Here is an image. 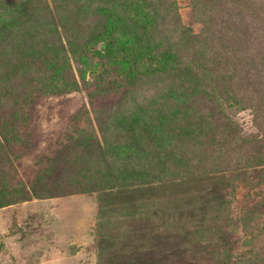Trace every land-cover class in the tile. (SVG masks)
<instances>
[{
  "label": "rangeland",
  "instance_id": "obj_1",
  "mask_svg": "<svg viewBox=\"0 0 264 264\" xmlns=\"http://www.w3.org/2000/svg\"><path fill=\"white\" fill-rule=\"evenodd\" d=\"M6 1L16 7L6 14L0 10V68L11 63L18 67L10 87H19V92L7 103L0 99V196L4 200L15 196L0 206V264H96L103 238L95 230L97 202L94 192H73L69 187L77 180L76 167L92 156L115 164L113 172L126 168L125 182L138 168L142 175L132 182L150 185L149 172L160 178L158 171L167 169L166 152L177 165L205 156L219 136L213 123L196 126L205 121L209 109L199 112V103L190 101L213 81L202 55L211 61L226 56L227 42L217 29L219 15L212 24L211 15L196 18L195 0H146L162 31L186 51L179 50L184 55L176 65L124 77L108 57L92 55L81 62L72 55L97 34L93 14L81 12L78 6L64 8L71 0ZM206 4L212 9L217 2ZM253 7L247 11L236 7L242 18L223 24L230 25L229 33L244 47L245 53H239L249 85L244 88L264 97V15ZM181 26L192 32L183 42H179ZM57 48L64 49L67 58ZM52 55L60 56L59 71L48 67L50 60L42 66L43 58ZM61 79L68 89H47L48 82ZM255 108L258 111L247 109L234 116L248 139L256 140L250 144L252 159L244 157L242 166L233 169L231 185L211 182L205 192L186 198L190 208L168 211L176 216L183 213L187 224L191 212H200L201 205L213 198L229 202L236 229L229 240L234 258L242 259V264H264V105ZM144 118L151 119L150 128L158 137L159 149L153 153L140 152L134 134L138 120ZM185 118L190 127L184 126ZM24 142L30 146L22 152ZM218 172L230 178L225 168ZM136 233L138 242V229ZM156 246L143 262L138 261V252L126 260L118 255L115 262L231 264L219 250L186 235L169 233Z\"/></svg>",
  "mask_w": 264,
  "mask_h": 264
},
{
  "label": "trees",
  "instance_id": "obj_2",
  "mask_svg": "<svg viewBox=\"0 0 264 264\" xmlns=\"http://www.w3.org/2000/svg\"><path fill=\"white\" fill-rule=\"evenodd\" d=\"M71 2L72 4H65L64 8L73 10L78 6L81 12L88 11L96 18L94 30L97 34L95 33L91 40L85 41L76 52L72 51L77 61L82 62L92 55L108 57L119 67L117 74L120 73L125 77L127 73L133 77L150 73L153 69L161 70L165 66L176 65L184 55L179 51L184 49H179L172 42L168 32H165V29L162 31L159 22L153 18L146 0H71ZM216 2L212 9L207 6V0H195L192 4L196 18L200 20L211 15V22L215 24L218 21L215 14L219 15L217 29L226 39V56L211 61L202 55L203 65L211 72L213 81L207 85L206 91L190 102L197 101L198 108H201L198 109L199 112L203 111L204 114V110L209 109L205 121L198 119L197 121L200 122L196 123V126L201 128L207 123H213L216 134L219 136L217 143H212L211 149L207 152L208 155L205 153L204 157L188 165H177L172 160L171 154L166 152L168 154L167 169L163 172L158 171L160 178L157 177L158 174L149 172L150 185L132 182L137 175H142L138 168L132 170L133 176L125 182L126 174L129 173L126 168L113 172L115 164L94 158L91 153V157L80 162L75 171L77 180L69 187L73 192H94L97 202L95 230L100 237L103 235L100 241L101 249L97 251L96 264H116L115 257L121 255L126 260L133 252H138V261L143 262L150 257V252L156 249L157 242L164 240L169 233L186 235L219 250L227 262L242 264V259L234 258L231 246L233 241L229 240V237L236 233L235 222L230 217L232 213L229 202L218 197L213 198L208 205H201L200 212H191L187 224L182 219L183 213L176 216L168 212L171 208H179V210L190 208L192 205L185 202L186 198L198 192H205L211 182L230 186L234 181L232 175L235 170L233 169L237 170V166H242L241 161L244 157L245 161H250L254 153L250 144L256 140V137L248 139L249 135L242 131L234 116L237 112L247 109L258 111L255 107L258 104L264 105L262 101L264 97L253 93V89L252 92H248L244 88L245 83L249 88L242 67L243 57L239 55V53H245L244 47L240 39H235L229 33L230 25L223 23L233 24L242 18L237 8L247 11L254 6L257 13L264 15V0H216ZM15 7L6 0H0V10L4 14ZM251 10L252 8L249 12ZM240 25L238 23L235 27ZM262 26L264 28V24ZM181 27L180 37L182 36L183 39L179 38V42H183L185 38L188 40V37L192 35L189 28ZM188 48L189 45L187 50ZM57 50L59 55L61 53L67 58L68 55L64 49L57 48ZM237 53L238 55H235ZM60 56L52 55L49 59L44 57L42 66H46L45 64L50 60L48 67L59 71ZM15 69L18 70V67L12 63L0 68V80H3V84L0 85V99L5 103L12 97H16L19 92V87H10L16 79ZM8 76L11 78L7 79ZM68 88L63 79L59 83L48 82L47 85L50 91ZM185 120L186 118L182 122ZM150 121V118L138 120V128H134L140 152L144 149L146 152L153 153L159 149L155 142L158 137L156 138L154 131L150 128ZM190 125L191 122H184L185 127ZM213 140L215 141L216 138ZM23 145L25 148L22 152L27 150L30 142H24ZM77 159L81 158L77 157ZM222 168L229 172V179L226 178L227 175L219 174L218 171ZM120 178L123 179L122 182L119 181ZM14 198L4 200L0 196V206L8 204ZM145 225L146 231L143 229ZM108 236L111 238L108 249L105 250ZM141 237L145 240H140Z\"/></svg>",
  "mask_w": 264,
  "mask_h": 264
}]
</instances>
